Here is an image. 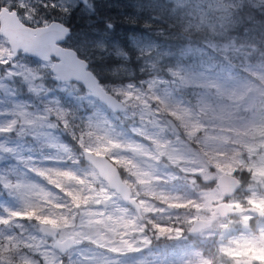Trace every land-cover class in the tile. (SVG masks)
Instances as JSON below:
<instances>
[{
	"label": "rangeland",
	"instance_id": "374dc122",
	"mask_svg": "<svg viewBox=\"0 0 264 264\" xmlns=\"http://www.w3.org/2000/svg\"><path fill=\"white\" fill-rule=\"evenodd\" d=\"M37 1L39 0H5L7 6L13 3L31 6ZM57 1L64 7L79 6L82 9H89L80 0ZM239 2L240 0H193L190 9L185 12L187 19L184 21L197 31L212 18L223 21ZM244 2L257 6L264 4V0H244ZM31 17L32 15L27 13L22 18L34 22ZM235 20L237 28L239 21L237 17ZM71 39L65 44L72 43ZM239 41L244 45L239 51L236 48L221 50L225 61L221 63L207 56L201 44H207L209 41L203 38L193 47H183L182 55L174 57L176 61L172 68L178 75L171 76L172 82H167L163 78L160 73L161 64L154 62L149 63L150 79L148 80L154 89H166L177 107L185 108L192 102L193 97L209 93L217 86L216 83H211L210 87H205L206 83L213 81L228 83L233 76L234 66L241 62L246 66L245 70L253 76L264 77V57L254 52L256 47L264 49V38L260 44L255 37L245 34ZM180 44L184 45L182 42ZM144 47L154 50L155 53L163 48L150 40L144 41ZM112 50L118 54L122 52L116 44L113 45ZM11 54L9 46L0 53V61L4 64L3 68L0 66V247L4 251L16 252L15 264H33L31 254H18L27 253L29 249L43 257V264H264V218L256 217L249 210L250 207H256L264 211V130L256 126H252L249 130L240 129L239 135L246 137L248 142L228 141L233 147L246 149L247 157L243 159L250 164L251 177L249 183L229 199L240 208L238 217H219L211 227L198 234L202 240L211 236L216 237L220 259L214 261L210 255H203L202 251H194L182 244L184 229L173 226L177 220L170 219L171 215L159 217L157 227L161 230H173L169 232L168 237L170 239L180 237L181 239L174 244L178 243L180 249L185 247V251L179 252L171 248L167 252L157 242L159 239H165L164 233L153 232L155 240L152 239V234L147 230L149 227L147 222L140 220L136 211L124 204L117 192L111 190L104 180L101 183V178L93 167L88 165L83 168L86 175L81 180L75 178L78 167L72 165H61L67 169V172L57 173L59 168L56 163L66 162L67 156H72L73 150L61 141V131L57 130V121L52 118L56 115L54 112L62 109V104L56 101L55 105H51L47 101L50 88L46 84L48 77L53 75L50 71L52 63L27 60L28 57L24 55L12 60ZM110 72L132 75L131 67L125 63L110 69ZM6 75H11L12 78L8 79ZM72 87L68 83L57 86L61 90H70ZM125 87V99L132 98L136 86L128 81ZM85 96L91 94L87 92ZM156 97L160 99L159 96ZM152 106L154 107L155 104ZM123 116L126 120L122 122L129 130L125 132L127 135L121 136L110 132L107 129L109 118L105 117L104 125L99 124L101 135L92 134L94 148L99 154H102L101 149L107 148L111 149V153L121 154L112 156L111 160L119 167V161L125 162L130 170L129 174L125 175V181L131 182L135 179L136 184L139 185H166L159 201L151 195L147 198L143 196L138 198L135 195L146 217L147 213H156L167 206L162 200L178 196L177 184L182 180L174 173L164 170H160L157 175H153L148 167L138 170L134 162L127 159L135 149V145L130 147L125 144L126 138L149 143L152 137L145 138L131 131V127H141L139 109L126 111ZM149 120L150 117L145 114L144 121ZM226 131L236 132L234 129ZM165 134L177 141L178 150H195V146L192 143H185L179 133L176 136L171 132ZM37 141L40 143L35 146ZM49 160L53 163L49 164ZM144 160L146 164L151 163V156H145ZM232 169L229 164L215 166V162L211 159L209 165L193 168L191 172L200 175L205 181H211L223 172L233 174ZM48 171L55 172L53 176L57 179V185L52 184L47 177ZM185 172L187 173L188 170L186 169ZM184 179H189L187 174ZM59 186L62 189L66 186L68 192L74 195V204L77 205L72 219L60 226L57 224L58 214L49 204L50 200L63 194ZM215 186L217 192L221 193L217 185ZM217 192H209L203 196L204 202L189 217L190 225L198 218L211 217L215 205L224 201L223 196ZM150 203L159 204L160 207H148ZM40 204L45 207V216L37 221L23 225L15 217L23 208H32ZM15 225L19 227L17 234ZM43 225L55 228L57 239L47 238L41 231ZM85 232L94 233L100 239L87 247L76 244L64 255L55 250L54 243L57 240L72 237L76 241ZM109 233L119 242L118 244L109 240ZM0 264L13 263L9 259H4Z\"/></svg>",
	"mask_w": 264,
	"mask_h": 264
},
{
	"label": "trees",
	"instance_id": "16d2710c",
	"mask_svg": "<svg viewBox=\"0 0 264 264\" xmlns=\"http://www.w3.org/2000/svg\"><path fill=\"white\" fill-rule=\"evenodd\" d=\"M193 0H86L83 2L89 9L81 7H64L57 0H39L31 6H21L13 3L9 7L18 10L21 19L29 25H44L51 20H60L71 28L72 43L69 46L75 48L79 55L85 58L90 68L98 75L105 88H108L116 96L122 97L127 104V111H137L142 106L144 98H147L154 89L148 79V66L150 62L161 64L160 73L167 82H172V68L175 64L174 57L182 55L183 47H193L197 42H201L203 37L199 35V30H194V27L189 26L186 21V11L190 9V3ZM6 5L5 0H0V6ZM233 10V9H232ZM27 13L32 15L34 22H29L22 18ZM239 25L235 29L237 39H243L247 34L249 37H255L256 40L264 38V4L259 6L253 4H245L238 16ZM181 28L184 29L181 33ZM188 36V38L184 36ZM150 40L153 43L160 44L163 48L155 53L154 50H148L144 47V41ZM182 42L184 45H181ZM122 52L120 54L112 50L113 45ZM68 45V44H67ZM7 41L0 35V53L7 48ZM260 46V45H259ZM27 60L37 61L34 58H26ZM127 64L131 67L132 75H124L121 73H112L110 69L119 67L121 64ZM0 66L4 64L0 61ZM107 69V71L105 70ZM50 72L48 70V76ZM132 82L135 95L125 99L126 84ZM73 87L70 90H61L57 88L61 83H56L52 77H48L46 86L50 88L48 103L55 105L56 101L62 104L60 111L54 112L52 118L57 121V130L61 131V141L66 143L73 150L72 156H67L66 162H58L59 174H65L67 169L62 166L72 165L78 171L76 179L81 180L85 177L83 168L88 167L84 161L81 152L85 148H90L96 152L94 148L93 136H100L99 124H103L105 117L107 121V129L110 132L124 136L125 132L129 131L126 125L122 122L126 120L122 113L115 114L111 112L104 104L92 96H85L87 91L80 85L68 83ZM159 100L157 97H152L153 101ZM172 115H177L173 112ZM128 120V119H127ZM65 130V131H63ZM196 131H199L196 129ZM40 141L35 143L37 146ZM194 146L195 144L192 143ZM43 145L46 146L45 143ZM196 147V146H195ZM234 152L226 153L216 151L211 154V159L216 165L229 166L243 180V186L247 185L251 177L250 164L243 158L247 157L245 148H236ZM100 153L109 157L111 149H101ZM119 161V160H118ZM120 162V172L125 178L124 169L127 167L125 162ZM52 164V161H48ZM62 165V166H61ZM128 168V167H127ZM54 171H48L47 177L52 181V184L57 185V179L53 176ZM200 175H197V183L192 184L195 192L202 191L199 186ZM184 181L191 183L190 179H184L179 184L178 196L169 200H162L166 207L160 209L156 213L150 212L146 214V222L148 231L163 232L165 239L157 240L158 245L164 251H170L171 248L179 252L185 251V247L180 249V245L175 243L180 240V237L170 239L168 237L169 230H161L157 227L158 219L153 223L154 218L165 217L171 215L170 219L177 221L173 226H179L182 229L185 224L190 225L189 217L200 208L201 202L195 198V192L189 193L184 188ZM205 185L211 187L216 185V179L205 181ZM63 194L58 198L50 200L49 204L56 210L57 224L63 225L66 221L72 219L74 208V195L68 192L66 186ZM203 196L201 200H203ZM177 210H180L179 212ZM9 213V212H8ZM38 216V217H36ZM45 216V207L38 205L32 208H23L19 215H15L23 225H28L31 221ZM8 217V214L6 218ZM237 218L238 215L230 216ZM15 232H19V227L15 225ZM174 229V227H173ZM151 238L155 240V235ZM160 238V237H159ZM182 244L192 248L194 251L200 250L203 255H210L214 261L220 259L217 247L216 237H207L202 240L200 236H190L188 240L182 241ZM16 252L13 250L4 251L0 247V261L9 259L15 264ZM223 259V258H222ZM259 264V263H255Z\"/></svg>",
	"mask_w": 264,
	"mask_h": 264
},
{
	"label": "clouds",
	"instance_id": "9594fccd",
	"mask_svg": "<svg viewBox=\"0 0 264 264\" xmlns=\"http://www.w3.org/2000/svg\"><path fill=\"white\" fill-rule=\"evenodd\" d=\"M244 7V0H240L223 21L212 18L201 27L199 35L209 41L207 44H201L208 57L224 63L222 49L236 48L239 51L240 48L244 47L234 34L236 29L235 18ZM183 31L184 29L181 28V33ZM238 45L239 47H237ZM254 52L258 53L260 57H264V49L256 47ZM245 69L246 66L241 62L234 66L233 76L228 83L218 81L206 83L205 87H210L211 83H216L217 86L209 93L198 94L193 97L192 102L185 108L177 107L166 89L157 88L147 98L142 96L143 103L139 107L141 127H131V131L145 138L152 137V139L149 143H143L132 140L130 137L126 138L125 144L130 147L135 145V149L127 156V159L132 160L138 170L148 167L153 175L164 170L172 172L184 180L187 174L191 183L184 181V188L189 193L195 192L192 184L197 183V175L192 174L193 168L209 165L211 154L216 151L234 152L235 149L228 143L229 140L248 142L246 137L239 135L240 129L249 130L252 126H256L264 130V77L257 78ZM172 75L178 74L173 72ZM104 91L106 96L111 97V107L118 108L121 106L122 97L114 96L108 88H105ZM156 96H159L160 99L153 101L155 104L153 107L149 101ZM173 112L177 115H172ZM145 114L150 117L147 122L144 121ZM197 128L199 131H196ZM227 129H234L236 132L226 131ZM166 132H171L173 136L179 133L185 143L195 144V150H178L177 141L170 139L165 134ZM120 155V153L114 152L109 154V158ZM148 155L151 156V163L146 164L144 157ZM88 160L95 164L91 157ZM186 169L188 170L187 173L185 172ZM124 171L126 174L130 172L127 167ZM101 183H103V178H101ZM199 186L202 191L195 192V196L191 198H195L201 203L204 202L201 200L202 196H206L209 192H217L215 185L211 187L205 185L203 177L199 179ZM118 188L117 195L125 199L129 195H136L138 198L141 196L147 198L151 195L159 201L164 194L166 185H139L136 184L135 179H132L131 182L126 181L118 185ZM217 194L222 195L225 202L230 199L227 195L218 192ZM147 206L160 207L159 204L155 203H150ZM136 210L142 211L139 205L136 206ZM156 219L158 218L153 219V223L156 222ZM145 226L147 227V225ZM183 228L185 233L182 237L183 240H188L190 236L195 235L192 225L185 224ZM108 238L114 244L119 243L114 240L110 233ZM98 239H100L98 235L85 232L74 243L87 247L89 244H95ZM101 242L103 243V241ZM63 250L66 251L67 249ZM18 254H31L33 264H43V257L39 253H33L31 249L27 253Z\"/></svg>",
	"mask_w": 264,
	"mask_h": 264
},
{
	"label": "water",
	"instance_id": "95a60500",
	"mask_svg": "<svg viewBox=\"0 0 264 264\" xmlns=\"http://www.w3.org/2000/svg\"><path fill=\"white\" fill-rule=\"evenodd\" d=\"M71 32L70 26L60 20H52L44 25L32 26L21 19L17 9H11L6 5L0 7V34L7 39L13 52L11 59L14 60L22 53L27 57L52 62L50 70L54 74L53 81L79 83L114 113L124 112L126 104L122 101L120 107H111V97L105 95V87L97 74L90 68L89 62L81 57L76 49L65 45ZM6 78L10 79L12 77L11 75H6ZM82 153L85 162L98 170L96 171L100 178H103L108 183V187L118 192V185L126 182L121 175L119 167L107 156L90 149H84ZM89 157L95 161V164L88 160ZM216 185L221 194L231 198L242 188L243 181L236 174L224 172L217 176ZM121 199L126 205L135 210L137 205L142 209L141 204L134 195H129L127 199L121 197ZM239 210L236 204L229 201L225 202L224 200L217 203L209 219L198 218L193 221L192 226L195 233L193 236H197L202 230L211 227L219 216L225 218L234 215ZM249 210L254 215L264 218L262 209L251 207ZM136 212L139 219L144 220L142 211L136 210ZM41 231L49 237L56 238L57 236L56 230L49 225H43ZM74 241L72 237H67L62 241L56 242L55 248L65 254L76 246Z\"/></svg>",
	"mask_w": 264,
	"mask_h": 264
}]
</instances>
